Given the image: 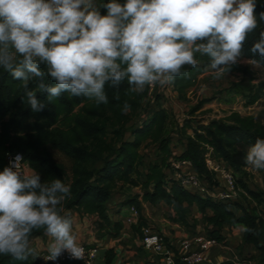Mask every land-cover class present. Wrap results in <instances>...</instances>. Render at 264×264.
<instances>
[{"label":"clouds","instance_id":"9594fccd","mask_svg":"<svg viewBox=\"0 0 264 264\" xmlns=\"http://www.w3.org/2000/svg\"><path fill=\"white\" fill-rule=\"evenodd\" d=\"M102 7L106 15L95 0H0V67L24 83L33 112L46 106L28 90L33 79L48 92L49 103L68 93L97 106L108 103L106 84L119 87L127 80L129 92L139 93L187 78L185 66H197L196 54L209 58L218 79L238 62L258 26L256 0H111ZM251 52L264 58V32ZM49 77L55 86L45 83ZM130 110L125 103L123 111ZM23 160L17 154L0 172V254L16 260L35 256L30 236L43 229L52 241L48 260L65 251L83 258L73 221L62 214L70 182L42 183L34 169L20 170ZM246 163L264 169V140L248 149Z\"/></svg>","mask_w":264,"mask_h":264},{"label":"trees","instance_id":"16d2710c","mask_svg":"<svg viewBox=\"0 0 264 264\" xmlns=\"http://www.w3.org/2000/svg\"><path fill=\"white\" fill-rule=\"evenodd\" d=\"M109 2L111 0H104L102 5ZM117 2L124 4L126 0ZM99 10L101 15L107 14V10L102 6ZM261 13H264V0H256L255 14L258 26L248 34L241 59L258 61L264 68V58L258 53L251 52L252 46L259 41L261 32H264V20H260ZM196 59L198 63L195 68L185 66L189 76L177 77L172 83L181 100L188 99L190 91L210 65L207 56L196 54ZM238 67L236 63L230 70ZM43 70L47 72L46 67ZM254 81V76L244 77L226 90L235 98L233 103L242 105L246 113L264 99V81L257 84ZM45 83L55 86V81L50 77ZM28 90L35 93L39 101L45 103L43 111L31 110L25 96L24 83L14 79L0 67V172L8 164V155L21 154L32 170L40 174L42 183L50 184L55 179L70 182L71 196L63 202V215L68 211H78L87 215L98 214L100 220L96 227L99 236H117L123 229V223L121 221L112 223L108 204L119 186L134 188L140 185V168L145 165L142 150L147 144L152 143L154 148H157V157L148 165L146 182L143 184L144 193L130 197L125 202V205L135 207L140 214L136 230L138 236L143 238L142 228L146 225L142 216L144 203L152 205L165 203L173 212V220L183 226L190 225L192 209L197 208L208 227L207 234L219 242L225 241L219 233L224 225H244L246 228L244 242L257 248L260 253L258 260L264 263V188L254 190L243 183V191L257 205L254 208H245L240 203L229 205L214 202L185 189L166 172L168 160L172 156V136L167 133L169 114L164 108L157 106L142 122L133 126L129 134L131 139H125V130L119 128L114 130L117 146L111 148L106 144L109 126L113 125L115 117L122 115L125 103L131 106L133 113L142 111L144 102L148 100L147 86L145 91L135 93L129 92L127 80L119 87L106 84L108 103L99 106L87 97H75L68 93H63L49 103L47 99L49 94L38 87L37 79L28 82ZM222 95V92H217L212 97L199 101L191 109L189 116L194 117L209 104L222 106L218 104ZM158 96L159 94L155 97L156 103L160 100ZM232 114L225 119L209 120L208 125H201L198 128H193L190 117L185 119L178 126L176 136L179 143L185 141L187 146L176 158L191 162L201 176L212 180L213 175L206 164V155L212 150L214 159L224 160L237 176L245 175V170L249 167L246 163L247 151L257 140H264V129L256 126L252 115L244 117L238 112ZM29 126L31 130L28 129ZM48 146L72 159L71 178L68 177L64 164L55 160ZM99 163L101 167L98 168ZM241 181L237 177V183ZM241 197L247 199L244 194H241ZM110 227L111 230H108ZM44 232L43 229L34 230L30 238ZM166 243L168 244L167 241ZM107 260L110 261V258ZM0 264L38 262L33 261V256L27 260H16L10 255L0 254ZM65 264L83 263L72 260ZM145 264L156 263L147 261Z\"/></svg>","mask_w":264,"mask_h":264},{"label":"rangeland","instance_id":"374dc122","mask_svg":"<svg viewBox=\"0 0 264 264\" xmlns=\"http://www.w3.org/2000/svg\"><path fill=\"white\" fill-rule=\"evenodd\" d=\"M237 63L239 65L238 69L230 70L228 73L218 79L214 77V70L208 67L206 73L199 78V81L197 82L195 87L190 91L187 100L179 99L172 87H168L165 91L167 97L159 94V96L157 97L160 98L159 102L156 103V99L146 100L143 104L142 111L138 110L135 113H133L131 110L127 113L123 111L122 115L114 118L112 122L113 125L109 126L108 133L105 139L106 144L111 148H115L117 146L118 141L115 137L114 130L119 128H123L125 130V139H131L129 135L131 128L142 122L144 117L148 116L150 114V111L157 106L162 108L163 106H165L168 109V111L165 109L169 114V118L167 121V133L168 135L177 137L176 130L179 124L190 117L189 112L191 111V109L196 106L199 101L208 99L217 92L223 93L221 101L218 103L222 106H216L217 104L215 103L209 104L200 113L196 114L194 117H190L193 128H198L201 125H208L209 120L225 119L229 115L232 116V113L238 112L244 117L252 115L255 120L254 123L256 124V126H260L264 129V99L261 100L258 105H256L250 112L246 113L243 110L242 105L233 103L235 101V98L232 95H229V93L226 91L233 84L241 81L244 77L247 78L250 76H254L255 84L264 81V68L260 65L258 67H253L252 61L241 58L238 59ZM145 90L146 87L144 91ZM162 99L163 103L160 102ZM28 129L31 130L30 126L28 127ZM154 147L155 146L152 143H149L142 150V156H144L143 160L145 165H142L140 168V185L134 188L119 186L115 190L113 195L112 211H115L120 206L124 205L130 197L142 195L144 193L143 184L146 182L145 175L148 174V165L151 159L155 160L157 157V153H155ZM178 148L179 141L176 143V147L174 149L177 150ZM48 149L51 151L57 162L64 164L68 177L71 178L73 165L72 159L61 153L60 151L54 150L51 146H48ZM104 154L106 155L107 153L104 152ZM97 167H101V163L97 164ZM245 172V175L238 174L237 176L238 180H242L238 183V187L240 190H243V183L247 184V186L254 190L264 188V169L257 170L249 166L245 170ZM119 200H123V202L118 203ZM193 214L198 216V219L194 220V225H196L194 227L196 228L198 226L200 229L204 228L205 232L208 231V227L202 220V215L198 213L196 209H194ZM164 218L170 220L169 216H164ZM198 221H200L201 223ZM149 222L151 226L157 227L153 220H150ZM243 260L249 261L252 260V257H247V255H244Z\"/></svg>","mask_w":264,"mask_h":264},{"label":"crops","instance_id":"0c3cea01","mask_svg":"<svg viewBox=\"0 0 264 264\" xmlns=\"http://www.w3.org/2000/svg\"><path fill=\"white\" fill-rule=\"evenodd\" d=\"M103 1L104 0H95L96 6L100 8ZM160 94L167 97V94L164 91ZM176 95L178 96L177 93ZM160 102L163 103V99ZM163 108L168 111L165 106H163ZM186 146L187 143L185 141L182 143L180 142L179 148L177 149L178 152L181 154L185 150ZM113 195L108 204V212L112 223L117 221H121L123 223V229L120 231L119 235H107L105 237H100L99 230L96 227L97 222L100 220L98 214L87 215L78 211H72L70 218L73 221V234L76 235L78 244H88L91 246H97L101 250L105 249L106 253L104 258L102 259L100 256L98 264H145L147 261L153 262V253L143 247L141 238L137 234L136 230L138 228L139 221H135L131 225L125 223V219L131 215V206L124 204L117 210L112 211ZM121 202H123V200L118 201V203ZM194 209L197 210V208L192 209L193 213ZM142 216L145 220H153L155 222L157 227L161 229L169 245H176L182 238H191L196 233L202 231L205 232L204 228L200 229L198 226L196 228L194 227L196 226L194 225V220L198 219V216L194 214L189 220V226H183L176 223L173 220L172 210L165 203L157 205L144 203ZM164 216H169L170 220L165 219ZM111 228L112 227L108 228V230H111ZM245 230L246 228L242 224L235 226L224 225L220 229L219 233L227 242V245L224 248L207 251L206 264H219L223 262L243 264L244 255L252 257V260H249L252 264H264L260 263L258 260L260 253L257 248L254 245H248L244 242L243 238ZM51 242V238L48 237L45 232L41 235L30 238V246L36 253V255L33 256L34 262H38L39 264L41 254L43 252H48L47 249ZM178 251H180L179 253L181 254L183 253L181 250ZM108 258H110V261L107 260Z\"/></svg>","mask_w":264,"mask_h":264},{"label":"built area","instance_id":"2783aa9c","mask_svg":"<svg viewBox=\"0 0 264 264\" xmlns=\"http://www.w3.org/2000/svg\"><path fill=\"white\" fill-rule=\"evenodd\" d=\"M168 87H172L173 89L172 83L165 86L159 84L147 86L148 100H154L156 95L160 94L161 91L165 92ZM177 142L178 137L172 136V156L168 160V169L166 172L169 176L180 182L185 189L200 195L204 199L212 200L214 202H221L229 205L240 203L245 208H254L257 206L247 193L239 189L237 174L234 170L224 160L214 159L212 157V150L206 155L207 167L213 175L212 180H210L201 176L194 169L191 162L176 158V156L180 154L178 150L174 149ZM154 151L157 153V148H154ZM16 156L17 154L8 155V164L6 167L10 166V161ZM20 170L29 172L32 168L27 162H25V160H23L21 162ZM241 194H244L247 199H243ZM130 209L131 215L125 219V223L129 225L133 224L135 221H139L140 217V214L135 207L131 206ZM145 221L146 225L142 228L143 238L141 239V243L146 250L153 253V262L156 264H206L207 251L224 248L227 245L226 241L219 242L218 240L211 238L204 231L194 234L191 238H182L176 245H168L161 229L151 226L148 220ZM80 246L84 249L83 258H72L70 254L65 251L57 260L52 261L47 259L48 252H43L40 256L39 264H65L72 260L79 261L83 264H98L101 249L97 246H91L88 244H80ZM178 250H181L183 253H179L180 251ZM243 264L252 263L244 261Z\"/></svg>","mask_w":264,"mask_h":264},{"label":"water","instance_id":"95a60500","mask_svg":"<svg viewBox=\"0 0 264 264\" xmlns=\"http://www.w3.org/2000/svg\"><path fill=\"white\" fill-rule=\"evenodd\" d=\"M71 214H72V212H70V211L65 213L66 216H70ZM105 253H106L105 249L101 250L100 256H101L102 259L104 258Z\"/></svg>","mask_w":264,"mask_h":264}]
</instances>
